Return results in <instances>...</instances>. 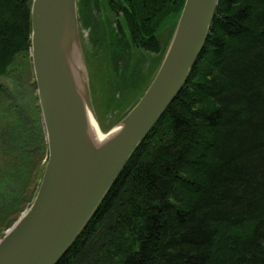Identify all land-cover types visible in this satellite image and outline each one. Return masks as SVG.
Wrapping results in <instances>:
<instances>
[{"label": "trees", "instance_id": "1", "mask_svg": "<svg viewBox=\"0 0 264 264\" xmlns=\"http://www.w3.org/2000/svg\"><path fill=\"white\" fill-rule=\"evenodd\" d=\"M184 1L77 0L111 97L123 95L112 109L145 91L154 73L138 58L159 66ZM30 6L0 0V79L30 62ZM22 86L0 83V232L32 203L47 160L35 82ZM56 264H264V0H218L186 83Z\"/></svg>", "mask_w": 264, "mask_h": 264}, {"label": "water", "instance_id": "2", "mask_svg": "<svg viewBox=\"0 0 264 264\" xmlns=\"http://www.w3.org/2000/svg\"><path fill=\"white\" fill-rule=\"evenodd\" d=\"M217 6L218 0L184 1L152 81L99 143L91 127V120L98 122L79 37L77 0L31 1L29 57L47 160L32 203L0 239V264H56L66 253L186 83Z\"/></svg>", "mask_w": 264, "mask_h": 264}, {"label": "rangeland", "instance_id": "3", "mask_svg": "<svg viewBox=\"0 0 264 264\" xmlns=\"http://www.w3.org/2000/svg\"><path fill=\"white\" fill-rule=\"evenodd\" d=\"M29 1L31 2L32 0H29ZM78 25H79V23H78ZM80 36H81V38H80L81 47H82V45H84V50H85V53H84V50L82 47L84 61L86 60L85 59V56H86L90 60V62H92V64H86V62H85L86 70H87L88 78H89V84L90 85L92 84V88L90 87L91 99H92L93 108L95 111V115H96L100 130L102 131V134L103 133L105 134L108 131H110L112 128L117 126L118 122L121 120L120 118H121L122 114L124 112L126 113L128 108L133 103H131L126 108L127 110L125 109L126 111L125 110L121 111L122 107L117 108V109H112V104L114 103L113 102L114 99L116 102H119L120 100H122L123 95L121 94L122 97H118V96H115L114 98L111 97V93L113 91L112 81L115 80V79H113L114 75L110 69L111 65L109 63L105 62L106 58L104 56V52H102V51L95 52V51H93V49L90 48L88 29L79 28V37ZM161 40L162 41L167 40V35L165 33L161 36ZM170 40H171V38H168V41H167L168 44H169ZM147 56H148V58L146 57L145 60H142V61H140V59L138 58V62L143 63V66L140 70H142L144 73L147 74V70H150L151 74L154 73L153 75H149V77L151 78L150 79V82H151L156 71L158 70L160 64H159V66H158V64H156L157 60L155 59L154 56H152V55H147ZM135 57H137V56H135ZM120 62L121 61L116 63L118 70L122 69V68L125 69L124 62H121V63ZM101 74H102V76H101ZM34 82H35V80H34V74H33L31 59H30V62L28 60L20 61L19 64L17 63V65H15L13 70L12 69L10 70L9 74L6 77L0 79V83L3 86L8 87L10 89L14 88L15 86L23 87L22 85L25 86L26 84L32 86V84ZM150 82L148 83V86H149ZM147 87H146V89H147ZM35 92H36V90H35ZM24 93L25 94L27 93L26 94L28 96L27 98H30V96H31L30 90L28 91L26 88H24ZM93 132H94V130H93ZM1 163H3L2 157H0V165H1ZM25 211L26 210H24L20 214V216ZM7 230H5L4 232H0V239L5 235Z\"/></svg>", "mask_w": 264, "mask_h": 264}, {"label": "bare ground", "instance_id": "4", "mask_svg": "<svg viewBox=\"0 0 264 264\" xmlns=\"http://www.w3.org/2000/svg\"><path fill=\"white\" fill-rule=\"evenodd\" d=\"M91 127H92V131L94 130L93 133L96 137L97 142L101 143L102 141H104L108 137L107 135H103L101 133L98 124L94 123L92 120H91Z\"/></svg>", "mask_w": 264, "mask_h": 264}]
</instances>
